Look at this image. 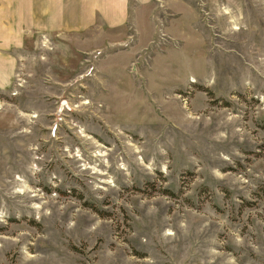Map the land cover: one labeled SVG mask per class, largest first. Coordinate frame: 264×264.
<instances>
[{"label": "rangeland", "instance_id": "rangeland-1", "mask_svg": "<svg viewBox=\"0 0 264 264\" xmlns=\"http://www.w3.org/2000/svg\"><path fill=\"white\" fill-rule=\"evenodd\" d=\"M192 5L139 53L132 30L23 37L0 264H264V0Z\"/></svg>", "mask_w": 264, "mask_h": 264}, {"label": "crops", "instance_id": "crops-1", "mask_svg": "<svg viewBox=\"0 0 264 264\" xmlns=\"http://www.w3.org/2000/svg\"><path fill=\"white\" fill-rule=\"evenodd\" d=\"M163 1L162 12L156 0H0V91L12 86L13 52L33 31L70 38L80 49L77 42L84 33L132 30L131 50L139 53L159 22L169 35L179 32L177 37L185 40L188 26L198 21L192 0Z\"/></svg>", "mask_w": 264, "mask_h": 264}]
</instances>
